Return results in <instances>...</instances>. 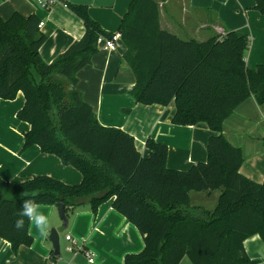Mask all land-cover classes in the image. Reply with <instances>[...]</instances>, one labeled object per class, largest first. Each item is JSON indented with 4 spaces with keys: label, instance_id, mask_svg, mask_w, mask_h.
<instances>
[{
    "label": "trees",
    "instance_id": "16d2710c",
    "mask_svg": "<svg viewBox=\"0 0 264 264\" xmlns=\"http://www.w3.org/2000/svg\"><path fill=\"white\" fill-rule=\"evenodd\" d=\"M68 7L85 31L51 62L39 52L46 35L38 15H0V98L22 90L26 102L18 115L31 124L26 144L39 143L82 173L74 185L47 175L21 182L0 178V237L15 254L31 245L27 218L24 230L15 228L24 193L39 204L64 203L67 218L81 204L95 211L114 196L112 206L144 239L143 249L127 253L123 264H179L185 255L193 264H255L243 242L256 234L264 242V181L240 172L242 150L227 141L222 127L247 98L264 102V66L252 69L245 60L248 36L229 30L203 41L183 39L161 27L156 0L129 3L117 31L135 76L131 95L145 105L174 102L173 123L203 121L211 130L207 159L173 169L167 166L166 144L148 138L149 154L143 156L129 132L101 124L80 92L54 77L76 85L77 72L99 50L98 38L114 33L86 5ZM253 8L264 14V0H255ZM214 190L220 194L213 209L192 205L191 191Z\"/></svg>",
    "mask_w": 264,
    "mask_h": 264
},
{
    "label": "crops",
    "instance_id": "0c3cea01",
    "mask_svg": "<svg viewBox=\"0 0 264 264\" xmlns=\"http://www.w3.org/2000/svg\"><path fill=\"white\" fill-rule=\"evenodd\" d=\"M156 1L162 28L183 39L198 41L234 30L250 40L245 52L247 66L252 69L264 66V14L253 8L255 0ZM63 2L86 5L92 18L105 30L115 32L131 0H60L49 10L29 0H13L0 4V15L7 18L13 11L25 16L38 15L44 22L40 30L46 35L39 52L44 61L51 62L85 31L82 19ZM125 50L122 40L113 51L99 47L92 62L77 72V84L73 86L66 80V86L80 92L101 124L129 132L143 156H148L146 140L152 138L167 145L170 168L185 170L206 160V145L211 134L208 124L203 121L193 125L173 123L174 102L167 106L138 103L130 93L135 76L123 58ZM54 77L60 79L61 76ZM25 102L22 90L13 98H0V178L21 182L47 175L66 184L80 183L82 173L77 168L43 151L39 143L26 144L31 124L18 115ZM222 127L227 141L242 150L240 172L257 182L264 181V102L258 104L253 97L247 98L223 121ZM219 194L220 190L191 191L190 197L192 205L213 209ZM113 199L114 196L103 201L95 211L87 202L79 205L68 216L67 226L59 219L56 205L39 204L44 211L55 209L56 227H53L59 232L60 244L65 227L64 238L69 234L75 240L76 249L66 248L71 253L69 256L53 258L48 237H40L29 223L33 241L30 246L22 245L17 254L13 253L10 243L0 237V264H89L86 250L95 255L91 264H123L127 253L143 249L144 239L138 228L112 206ZM210 202L212 207L207 205ZM243 245L255 264H264V242L260 235L248 237ZM179 264L193 263L185 255Z\"/></svg>",
    "mask_w": 264,
    "mask_h": 264
},
{
    "label": "clouds",
    "instance_id": "9594fccd",
    "mask_svg": "<svg viewBox=\"0 0 264 264\" xmlns=\"http://www.w3.org/2000/svg\"><path fill=\"white\" fill-rule=\"evenodd\" d=\"M25 218L42 238L49 237L50 229L53 226L56 227L55 209L42 210L39 203L28 193H24L23 202L17 213V219L15 220L17 230H24ZM89 264H91V261H89Z\"/></svg>",
    "mask_w": 264,
    "mask_h": 264
},
{
    "label": "built area",
    "instance_id": "2783aa9c",
    "mask_svg": "<svg viewBox=\"0 0 264 264\" xmlns=\"http://www.w3.org/2000/svg\"><path fill=\"white\" fill-rule=\"evenodd\" d=\"M13 0H0V4L3 2H9ZM36 4L38 7L49 10L54 4L58 3L60 0H29ZM65 7H68V3L63 2L62 3ZM44 22L41 20L38 24V28H41L43 26ZM122 40L121 32L115 31L110 37L106 36H100L98 38V47L107 50V51H113L117 49L118 42ZM65 238L72 243L67 247L69 251H73L76 249V246L74 245L75 240L71 238L69 234L65 236ZM85 255L88 258V261L93 262L95 260V255L93 252L86 250L84 251Z\"/></svg>",
    "mask_w": 264,
    "mask_h": 264
},
{
    "label": "water",
    "instance_id": "95a60500",
    "mask_svg": "<svg viewBox=\"0 0 264 264\" xmlns=\"http://www.w3.org/2000/svg\"><path fill=\"white\" fill-rule=\"evenodd\" d=\"M57 211L59 218L63 221V225L67 226L68 218L66 216L65 205L62 202L57 203ZM49 241L52 245L53 256H59L61 254L60 235L55 227H52L49 232Z\"/></svg>",
    "mask_w": 264,
    "mask_h": 264
},
{
    "label": "rangeland",
    "instance_id": "374dc122",
    "mask_svg": "<svg viewBox=\"0 0 264 264\" xmlns=\"http://www.w3.org/2000/svg\"><path fill=\"white\" fill-rule=\"evenodd\" d=\"M67 79H66V77H64V76H61L60 77V79H59V81L61 82V83H63V84H65V81H66ZM66 85V84H65ZM67 89H68V87H67ZM69 90V89H68ZM192 192H195V193H198L199 191H192ZM207 205H209V207H212V204H211V202L209 203V204H207ZM71 215V214H70ZM60 219V218H59ZM61 220V219H60ZM64 229H63V232L61 233V244H62V251H61V254L59 255V256H63V257H67V256H69L71 253L66 249L70 244H69V242H67L66 240H65V238H64V235H65V227H63Z\"/></svg>",
    "mask_w": 264,
    "mask_h": 264
}]
</instances>
